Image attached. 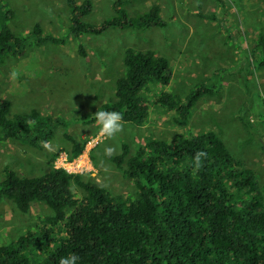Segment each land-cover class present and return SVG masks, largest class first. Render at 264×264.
Here are the masks:
<instances>
[{
  "label": "trees",
  "instance_id": "1",
  "mask_svg": "<svg viewBox=\"0 0 264 264\" xmlns=\"http://www.w3.org/2000/svg\"><path fill=\"white\" fill-rule=\"evenodd\" d=\"M127 1L114 0L112 15L94 24L85 21L93 10L91 0H65L69 20L65 36L46 35L34 24L24 37L12 31L14 11L6 0H0V61L21 57L28 38L35 46L62 45L66 37L72 38L77 41V55L84 58L86 52L79 42L84 36L164 28L158 7L151 6L132 17L124 8ZM261 40L249 52L256 68L264 67V37ZM121 63L112 100L76 122L95 124L94 113L104 110L120 112L123 123H145L149 102L143 93L150 86L170 83L168 61L150 49L127 48ZM216 93L215 84L200 83L184 97L159 92L153 98L172 112L175 126L184 127L194 103ZM239 121L250 129L245 119L240 117ZM66 126L65 121L34 109L12 114L10 103L0 100L1 142L43 151L56 128ZM63 137L69 143L70 157L76 158L82 144L69 134ZM257 144L264 152V142L257 139ZM198 151L206 153L199 168L193 161ZM107 159L132 181L134 200L111 197L95 182L62 168L51 166L32 177L4 167L0 202L9 201L21 213L32 203H41L50 214L39 218L34 228L26 229L15 241L0 245V264H59L61 257L71 253L79 257L78 264H264V205L257 197V182L213 131L191 134L173 143L148 140L133 154L121 143L119 154ZM53 161L51 157L48 163ZM72 185L81 192L80 198L74 197ZM37 253L41 258H35Z\"/></svg>",
  "mask_w": 264,
  "mask_h": 264
},
{
  "label": "rangeland",
  "instance_id": "2",
  "mask_svg": "<svg viewBox=\"0 0 264 264\" xmlns=\"http://www.w3.org/2000/svg\"><path fill=\"white\" fill-rule=\"evenodd\" d=\"M14 11L12 31L28 37L34 24L44 34L62 37L69 27L65 0H6ZM80 3L82 0H76ZM114 0H91L92 13L86 22L99 24L112 15ZM159 9L164 28L140 31L110 30L100 37L84 36L86 56L77 55V41L66 37L62 45L35 46L28 38L21 57L0 61V100L11 105V113L32 109L43 116L61 119L43 151L25 144L0 141L1 171L8 167L22 176H38L54 168L68 169L95 182L111 197L134 200L131 180L104 155L105 146L127 144L130 154L148 140L173 143L191 134L211 130L238 164L250 170L257 182V197L264 205V67L250 61V50L264 37V0H128L124 8L129 16ZM127 48L150 49L167 59L171 80L167 86H150L143 93L149 112L142 126L123 123L121 132L106 140L98 125L76 122L84 114L113 98V86L122 72V56ZM215 84L217 93L198 99L184 127L175 126L172 112L161 108L154 94L168 92L186 96L196 84ZM263 115V116H262ZM250 124L247 130L239 121ZM69 134L82 144L76 158L69 155ZM54 157L52 165L48 160ZM71 166L72 168H69ZM74 197L81 192L71 186ZM41 203H32L21 213L6 200L0 202V245H7L34 228L39 218L49 215ZM52 244L45 248H50ZM33 255V254H31ZM35 256V254L33 255ZM37 253L35 258H41Z\"/></svg>",
  "mask_w": 264,
  "mask_h": 264
},
{
  "label": "clouds",
  "instance_id": "3",
  "mask_svg": "<svg viewBox=\"0 0 264 264\" xmlns=\"http://www.w3.org/2000/svg\"><path fill=\"white\" fill-rule=\"evenodd\" d=\"M95 123L99 126V134L106 140H111L116 137L122 130L123 119L120 112L117 111H96L94 113ZM115 146H105L104 155L106 157H111L112 154L116 151ZM206 153L203 151H198L193 156L194 164L199 168L201 164L202 157H205ZM79 257L74 254H68L65 257L59 259V264H78Z\"/></svg>",
  "mask_w": 264,
  "mask_h": 264
},
{
  "label": "built area",
  "instance_id": "4",
  "mask_svg": "<svg viewBox=\"0 0 264 264\" xmlns=\"http://www.w3.org/2000/svg\"><path fill=\"white\" fill-rule=\"evenodd\" d=\"M69 168H72L71 166H69ZM63 169V168H62ZM65 171H67L68 173H73L74 171H69L68 169H64Z\"/></svg>",
  "mask_w": 264,
  "mask_h": 264
}]
</instances>
